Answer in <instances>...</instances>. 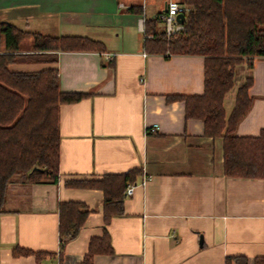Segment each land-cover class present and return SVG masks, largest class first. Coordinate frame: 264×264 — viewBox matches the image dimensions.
<instances>
[{
	"label": "crops",
	"instance_id": "obj_1",
	"mask_svg": "<svg viewBox=\"0 0 264 264\" xmlns=\"http://www.w3.org/2000/svg\"><path fill=\"white\" fill-rule=\"evenodd\" d=\"M166 4L0 0V21L29 31L10 68L55 67L61 90L88 94L60 107L57 181L18 178L9 185L0 213V264H79L91 239L106 232L112 252L95 254L93 264H227L237 256L255 264L264 254V179L227 176L223 137L207 136L201 119L187 118L184 100H167L168 95L204 92L205 56L144 49L149 35L140 20L156 17ZM34 32L88 36L102 41L106 50H35ZM252 63L251 69L246 63L239 68L242 80L253 77V104L237 126L240 136H258L264 129V57ZM243 82L235 83L225 101L231 94L235 104ZM225 108L229 115L233 108L229 112L226 103ZM154 124L159 129L147 131ZM131 170L139 171L136 181L143 174L149 179L132 194L126 190L123 213L108 222L102 189L66 184ZM65 201H79L81 210L89 211L74 237H61L59 231V205ZM16 246L42 255H15ZM230 264L238 262L232 258Z\"/></svg>",
	"mask_w": 264,
	"mask_h": 264
},
{
	"label": "trees",
	"instance_id": "obj_2",
	"mask_svg": "<svg viewBox=\"0 0 264 264\" xmlns=\"http://www.w3.org/2000/svg\"><path fill=\"white\" fill-rule=\"evenodd\" d=\"M189 7L183 28L171 36L158 30L160 13L145 18L149 36L144 49L151 53L200 54L205 56V89L202 94L168 95L167 100H184L186 117L201 119L205 134L223 137L224 169L230 177L264 179V129L258 136H240L239 122L253 104L248 75L237 89L229 115L225 96L235 86L239 68L253 67L252 58L264 57V0H180ZM132 9V7L130 8ZM29 34L15 24L0 21V37L5 50L0 51V213L4 211L8 187L18 178L27 183L45 179L57 181L60 172V107L82 100L87 93L61 90L59 70L49 67L36 71L12 70L22 50V40ZM31 47L35 50L105 51V44L88 36H53L34 32ZM139 171L108 173L97 179H68L75 187L100 188L105 194V218L123 213V197L128 183L136 182ZM79 201L59 205L61 237H74L84 225L89 211H82ZM64 241V240H63ZM63 243V242H62ZM108 233L91 239L83 261L93 264L99 253H111ZM34 252L19 246L15 255ZM238 264H248L245 256L232 257ZM228 258L227 264H230ZM264 264V254L255 258Z\"/></svg>",
	"mask_w": 264,
	"mask_h": 264
},
{
	"label": "built area",
	"instance_id": "obj_3",
	"mask_svg": "<svg viewBox=\"0 0 264 264\" xmlns=\"http://www.w3.org/2000/svg\"><path fill=\"white\" fill-rule=\"evenodd\" d=\"M189 10V7L183 4L180 0H167L166 8L163 10L159 17L161 18V21L165 24V31L168 36L173 35L177 31L182 30L183 24L179 23L177 20V16L179 13H184ZM144 21L145 18H142L140 20V26L144 29ZM110 58V56H108ZM159 129V125L154 124L150 126L147 131L155 132ZM149 179V176L146 174H143V177L140 181H136L133 183H130L127 188V193L132 194L136 187L138 186H145L147 181Z\"/></svg>",
	"mask_w": 264,
	"mask_h": 264
},
{
	"label": "rangeland",
	"instance_id": "obj_4",
	"mask_svg": "<svg viewBox=\"0 0 264 264\" xmlns=\"http://www.w3.org/2000/svg\"><path fill=\"white\" fill-rule=\"evenodd\" d=\"M139 14H142V12H139ZM126 23H128V24H130V20L129 19H126V21H125ZM159 27L161 28V29H164L165 28V24L161 21L160 23H159ZM130 31V30H129ZM131 35H137V33H134V32H131ZM240 71V70H239ZM238 71V74H237V77H236V84H239V83H242L244 80H242L241 79V73ZM235 91V88L232 90V92L231 93H233ZM231 94H229L228 96H227V98H226V101H225V103H226V106H227V109H228V111L230 112V110L233 108V106H234V102L232 103L231 102Z\"/></svg>",
	"mask_w": 264,
	"mask_h": 264
},
{
	"label": "water",
	"instance_id": "obj_5",
	"mask_svg": "<svg viewBox=\"0 0 264 264\" xmlns=\"http://www.w3.org/2000/svg\"><path fill=\"white\" fill-rule=\"evenodd\" d=\"M186 15L184 13H179L177 16V20L179 23L183 24L185 22Z\"/></svg>",
	"mask_w": 264,
	"mask_h": 264
}]
</instances>
